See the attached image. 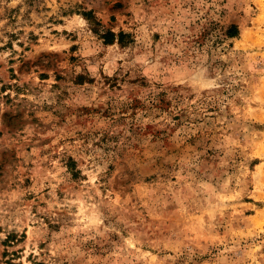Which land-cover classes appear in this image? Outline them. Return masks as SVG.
<instances>
[{
	"label": "rangeland",
	"instance_id": "1",
	"mask_svg": "<svg viewBox=\"0 0 264 264\" xmlns=\"http://www.w3.org/2000/svg\"><path fill=\"white\" fill-rule=\"evenodd\" d=\"M0 264H264V0H0Z\"/></svg>",
	"mask_w": 264,
	"mask_h": 264
},
{
	"label": "trees",
	"instance_id": "2",
	"mask_svg": "<svg viewBox=\"0 0 264 264\" xmlns=\"http://www.w3.org/2000/svg\"><path fill=\"white\" fill-rule=\"evenodd\" d=\"M237 26L235 25V24H230L229 26H228V29H227V31H226V34L228 35V36H235L236 34H237ZM109 34H111V36L113 35V33H111L110 31H107L106 33H105V35H104V39L105 40H107V38H105V37H107Z\"/></svg>",
	"mask_w": 264,
	"mask_h": 264
}]
</instances>
